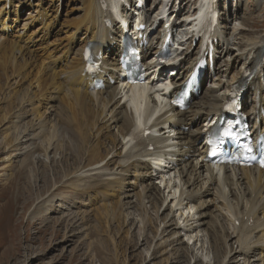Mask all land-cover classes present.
<instances>
[{"label": "bare ground", "instance_id": "1", "mask_svg": "<svg viewBox=\"0 0 264 264\" xmlns=\"http://www.w3.org/2000/svg\"><path fill=\"white\" fill-rule=\"evenodd\" d=\"M185 1L187 0H153V6L145 11L147 22L150 23L149 27L154 22L159 25L162 23L164 10L167 14L163 25L159 26L155 33L154 42L147 49L142 48L143 66L148 80L146 89L151 93L145 102L137 105V111L143 112L141 118L137 119L125 97V85L120 78L118 64L121 53L120 36L125 32L124 26L120 19L112 14L111 0H81L84 11L83 22L80 21L82 19H78L80 21L78 23H82L81 26L77 23L80 27H75L76 31L71 36L69 44L67 43L68 48L65 46L66 59L59 62L57 69L51 70L53 77H50L44 87L54 89L56 93L46 97L48 102H37L40 106L47 103L45 107L47 113H43V116L46 114L45 118H40V114L34 113L29 121L23 123L26 112L36 109L30 97L32 92L30 87L32 84H30L26 88L27 91L25 90L26 93L21 95V98H16L19 109H16L13 103L17 112L8 116L11 107L10 112L4 114L5 124L9 126L8 122L14 123L15 135L6 144V148L1 150L0 155H6L4 160L11 166L19 164L17 166L19 171L32 165L35 167V172L30 171V178L33 179L37 192L33 200L30 201L31 197L29 198L30 205L24 204L22 208L29 213L32 220L44 219L48 222L51 220L48 215L54 212V209L65 211L70 208V198L63 195L64 193H56L61 185L65 186V182L62 184L51 180L53 185L47 190L37 186V182L42 181L39 165L43 166L41 173L43 172L42 175L46 179V171L54 174L55 166H59L61 162L63 168L72 169L65 178L66 181L70 179L77 181L67 185L75 195L82 194L86 188L85 183L88 182L90 188L96 185L97 189L103 188V191L113 188L111 191L120 192L124 199H129L124 205L125 210H133L137 198L142 199L143 204H146L145 208L149 211L139 216L138 213L135 215L129 212L127 219L133 222V226L136 222L140 223L137 246L141 244L140 248L143 247L140 253L144 255V260L142 259L144 263L161 264L168 256L169 264H264V170L221 167L223 171L221 174L204 162L207 145L203 141L204 136L211 131V127H208L209 123L223 114V106L233 88L244 82L247 96L242 111L250 120L252 135L257 138L264 133V64L259 71H255L257 59L264 58V28L256 30L251 26L252 20L262 18L264 0H254L255 12L246 9L245 0H233V10L230 6L218 9V0L212 5L218 11L216 25L209 34L213 41V66L210 68L207 65L195 94L187 103V108L181 111L171 104L176 98V93L167 98L166 103L161 107H157L152 91L161 79L152 81L151 79L158 66L157 41L161 38L160 35L166 32L164 28L166 21L174 14L170 7ZM136 3L135 0H127L126 7L121 6V17L129 23L133 18ZM3 7L6 10L1 8L0 14L6 13L9 16L11 13L9 8L13 7L12 0H4ZM256 12L260 14L256 15ZM40 16L42 24H46L42 15H39L37 20ZM9 21L8 18L2 20L3 30L9 29L7 27ZM107 21L111 22L110 27L105 26ZM233 22L234 26L231 27ZM175 27L176 24L171 23L169 30ZM9 41H0L2 42L0 43L1 75L7 80L8 88L13 86L10 85L12 81V84H19L22 78L19 71L23 66L20 65L19 68L17 63L18 56H22L19 49L22 46L19 45L18 48L14 41L8 43ZM194 44L195 46L190 49L191 39H187L179 66L170 69L174 75L169 76L168 80L174 86L175 92L179 91L186 82L199 55L195 41ZM88 45L93 46L96 55L102 54V58L98 59L101 62V72L96 77L106 81L107 86L104 90L92 91L91 86L95 79L83 75L85 65L82 56ZM41 68L35 73L38 88L42 85L41 79L43 80L41 77L39 81ZM160 72L165 74L167 71L162 67ZM112 80L115 81L113 85L110 84ZM208 80L210 86L200 93L201 87ZM58 92L63 96H59ZM43 93L41 90L40 97ZM8 103L12 105V102ZM56 105H62V108L59 106L57 108ZM86 108H92V111L100 113V119L98 117L100 128L95 129L93 143H90L97 147L89 148L90 150L83 155L81 153L75 155L70 149L59 151L60 143H57V134L52 129L59 126L66 130L75 126V132L80 139L82 129L77 112ZM155 112L157 116L153 118ZM1 113L3 114V111ZM146 132L149 134L145 135ZM151 147L153 148L150 149ZM153 158H163L165 162L158 166L153 163ZM96 179L99 181L98 184L95 183ZM156 180H160L161 184L166 180V191L156 185ZM34 187L32 186L33 189ZM23 191L31 193L29 186ZM133 198L135 200H131ZM100 208L102 210L101 206ZM38 209H41L39 214H37ZM65 212L63 218L73 217L78 221L82 220L76 218V213L69 209ZM116 214L119 215L118 212ZM152 224L156 228L151 238ZM84 230L81 229L80 232L83 233ZM194 237V246H190L185 238L193 240ZM148 238H151V242H148ZM164 255H166L165 259Z\"/></svg>", "mask_w": 264, "mask_h": 264}, {"label": "rangeland", "instance_id": "2", "mask_svg": "<svg viewBox=\"0 0 264 264\" xmlns=\"http://www.w3.org/2000/svg\"><path fill=\"white\" fill-rule=\"evenodd\" d=\"M219 2H220V10L224 8L225 3L229 4V2H230V7H232L233 9L232 0H223V1L220 0ZM12 3H13V7L9 8L11 12L9 16H7L6 13L4 14L2 13V15L0 14V38H1L0 41L6 42L9 41L10 39L8 43L14 41L18 45L17 46L18 48L20 46L23 47V48L22 47L19 48L21 50L22 56L21 57L18 56L17 59V63H19V68L22 65L23 66L21 67V71H19L20 78L22 77L21 79L19 78L20 80L18 79L19 84L18 85L12 84L13 83L12 81L10 82V85L13 86H10V88H8L7 80L1 75V69H0V75H1L0 82L2 81L0 83V86L2 84L4 85L5 83L4 86L2 85L0 87V91L1 89L4 90L1 91L2 93L0 92V108H1L0 109V153H2L4 148H6L7 146L6 144L9 141H11L15 135L14 134L15 129L13 128L15 127L14 123L12 121H10V123L8 122L9 124L8 126L7 123L5 124V122H3L4 121L3 118H5V115H7L10 112L11 107H12L11 113H9L8 116L10 114L17 112L16 109H19L18 108L19 102L16 100V98H21L23 94L26 93L25 90L27 87H29L30 84H32V86L35 85L34 87L30 85V87L32 88L30 97L32 98V103L36 106V109L34 108L32 112L30 111L31 113L26 112L25 114L26 116L25 118H23V123L24 121L25 122L29 121L31 118L30 116H32L34 113L40 114L39 115V117L41 116L40 118H45L44 116H46V114L43 116V113H47L45 112L46 109L45 107L47 103H44V105L40 106V104L38 105L37 102L47 101L46 97H49L56 93L54 89H50L48 87L44 88L46 83L49 82L48 80H50V77H53L51 76L52 72L49 71L53 69H57L56 67L59 66V62L64 61L66 59V52H67L66 47L68 48V44L71 39V36L75 33L76 28H79L81 26V23L83 22L84 19V13H83L84 11L82 8L83 6L81 5V0H12ZM244 5H246V9L255 12L254 0H245ZM3 6H4V0H0V9L1 8L4 9ZM80 8L82 9L80 10ZM262 13L263 16L261 19L258 18L252 20L251 26H253L254 29L256 30H260L264 28V12ZM259 14L260 12H256V15ZM39 15H42L46 24L44 23L42 24L41 16L37 20ZM5 18H8L10 20L7 23V27H9V29L3 30V26L1 22ZM78 19H82L80 20L82 22L78 23L79 21ZM231 26L233 27L234 23H232ZM66 35L69 38L66 37ZM44 59L46 60L44 61ZM49 59L51 62L49 61ZM28 61L30 64L28 63ZM0 65H1V61H0ZM35 65L37 67H35ZM40 68L42 70L41 72L42 74L41 76H39V81L41 77L43 78V80L41 79L40 83L42 85L40 86V88H38L36 87L38 82L37 83L35 82V78H36L35 73H37V71ZM23 76L25 78H23ZM45 76H47V78ZM209 85L210 83L206 82L202 86V93ZM39 89L42 90V93L44 92L43 95L41 96L42 98L39 95L41 91ZM46 90L48 93L45 92ZM5 92L8 94L6 95ZM57 94H59V96L61 97L63 96L60 95V92H58ZM10 96L12 98H10ZM36 96L40 98H37ZM35 98H37V101ZM43 98H45V100H43ZM6 100L8 102H12V105H10L11 103H8ZM14 100L16 101L13 102ZM13 103L15 104L16 109L13 107L14 105ZM58 106L59 105H56L55 107L58 108ZM6 107H8V109ZM59 107L62 108V105H60ZM2 111L3 114L1 113ZM81 111L84 112L82 113ZM77 115H78L77 116L78 120L81 121L80 128L82 129V135L80 139L77 137V134L75 132L76 129L75 126L74 128L72 126L71 128L66 130L57 126L55 127L56 129L58 128L57 130L56 129H52V130L53 132L55 130L56 132L55 134H57L56 140L58 144L60 143L59 151L62 149H70L75 155H78L80 153L81 155H83L86 152H88L90 149L97 147L94 145H90V143L91 142L93 143L92 141L94 134L93 132H95L100 128L99 125L100 123L98 122L100 121L99 120L100 113L98 111L95 112V110L92 111V108H86L83 110L79 109ZM60 126L66 127L64 124H60ZM83 131L85 132V134ZM98 145H99L98 148H100V144ZM5 157L6 155L4 154L0 155V264H143L144 263L143 261L144 255L143 253H140L143 247L140 248L141 244L137 246L138 245L137 238L140 235L138 233V230H141V228L139 227L140 223L136 222V225L133 226V222L131 220L128 221L127 219L129 212L135 215L136 213H138L137 215L139 216L141 213L143 214L149 211V209L145 208L146 204H143L142 199H140L139 197L137 198L136 202L133 204L134 206L133 210L132 209L125 210L124 205L129 199L127 200L124 199L123 196L119 194L120 192L112 190L113 191L112 193L111 189L113 188L111 187H110L111 189H108L109 191L106 189H104L103 191V188L97 189L96 185H93L95 189L92 186L90 188V186L87 184L88 182L85 183L86 188L83 191L84 193L82 192V194L75 195L71 190H69L70 187L68 188L67 185L74 182L77 183V181H75L74 179H70L66 181L65 178L67 174L72 171L71 167L68 169L63 168L62 163L60 162L59 166L58 165L55 166L54 174L53 173L51 174V172L49 174L48 170L46 171L45 169L47 174V177L45 179L44 175H42L43 172L41 173V171L43 170V166L39 165L38 168L40 170V174H41L40 178L42 181L40 182L38 181L37 186L47 190L53 185L51 180H53V182L55 181L60 183L65 182L66 187L61 185V187H59L56 193L58 194L64 193L63 195H67L70 198L69 201L71 203L70 206L71 209L70 208L68 209L76 213L75 215L76 218L82 220L78 221L73 217L63 218V216L66 215L65 211H68V209L65 211L54 209L53 210L54 212H51L48 215V217H51V220H49L48 222H46L44 219L32 220L29 217V213H26L25 210L23 211L22 208L24 204L28 203L27 205H30L29 198L31 197L30 201L33 200L37 192L36 187H34L35 186L34 181L33 179L31 180L30 178V171H34L35 167H33L32 165L30 166V168L28 167L23 171H19L17 167L19 164L12 166L9 165V163L4 160ZM12 175L13 177H11ZM62 175L64 179H62L63 178ZM97 181L98 180L96 179L95 182L96 184H98L99 182ZM27 182H29V184H26ZM155 183L161 188V190H164V185L161 184L159 180H156ZM26 186H29V188L31 189V193L30 191H23V189H25ZM32 186L35 189H33ZM101 191H103V193ZM137 196H139V194H137ZM131 200H135V199L133 198ZM120 203H124V204L120 205ZM103 205L104 206L106 205L105 208ZM100 206L102 207V210ZM116 206H118V208ZM137 206L140 207L138 208ZM98 208H100L99 209L101 210L100 212ZM112 208H114V210ZM107 211H109L110 214ZM116 212H118L119 214L118 216ZM39 213H41V209L37 210V214ZM80 213H82V215ZM82 216H84L85 220H83L84 218ZM101 216L103 217L101 218ZM155 228L156 226L152 224L150 229L151 238L155 234ZM81 229H85L83 233L80 232ZM151 238H148V242L149 241L151 242ZM188 239L189 238H185V240L190 243V246H194L193 243L195 239L194 238L193 240L189 239L190 241H188ZM163 257L165 259L166 255H164ZM167 259L168 256L161 264H169V260Z\"/></svg>", "mask_w": 264, "mask_h": 264}]
</instances>
